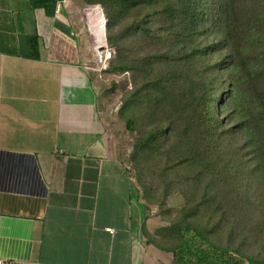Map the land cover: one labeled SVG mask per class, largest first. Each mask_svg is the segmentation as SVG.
Segmentation results:
<instances>
[{"label": "crops", "instance_id": "1", "mask_svg": "<svg viewBox=\"0 0 264 264\" xmlns=\"http://www.w3.org/2000/svg\"><path fill=\"white\" fill-rule=\"evenodd\" d=\"M57 4L49 17L0 0V264H173L141 233L135 184L99 108L105 23ZM30 35L38 59L24 55Z\"/></svg>", "mask_w": 264, "mask_h": 264}, {"label": "trees", "instance_id": "2", "mask_svg": "<svg viewBox=\"0 0 264 264\" xmlns=\"http://www.w3.org/2000/svg\"><path fill=\"white\" fill-rule=\"evenodd\" d=\"M29 1L31 7H40L47 16L52 17L60 0ZM122 3L120 7L118 4H104L107 8L106 40L109 43L115 44L117 40L110 31L119 24L121 15L138 7L143 9L160 5L155 12L164 19L168 34L167 47L160 56L146 55L138 63L123 65L121 51L117 50L116 65L122 70L136 72L142 79L123 101L121 116L126 129L130 132L135 130L140 112L148 115L149 101L155 96L158 97L151 103L150 113L157 110L168 117H175L167 122L156 117L151 120L150 130L136 138V162L139 164L140 159L149 158L153 152L158 156L163 153L171 166H186V169L199 167L197 175L201 176L207 168L229 166L220 153L219 140L242 133L245 140L240 150L247 152L245 163L249 166L240 167L249 169L250 173L264 175V93L256 90L258 76L251 70V59L245 52L244 32L238 24L237 0H122ZM208 15L214 20L205 26ZM145 25L144 20L136 22V29L147 31ZM27 40L30 51L24 55L38 59L37 37L30 35ZM223 50L227 54L222 62L210 64V54ZM162 62H167L164 64L170 69L157 75L155 65ZM196 62L201 63L203 69L194 70ZM221 69L229 70L238 79L233 78L232 97L237 94L239 79L244 80L252 91L241 96L239 121L230 127L227 126V119L223 121L215 111L213 95L221 93L215 94L214 88H210L219 73L217 71ZM178 82L187 87L177 90L175 84ZM208 138L211 142L204 143ZM197 139L198 142L202 140L199 147L196 145ZM166 141H169V148L162 152L160 149ZM237 150V146L232 148V153ZM227 174V178L235 179L231 171ZM208 202L204 198L185 210L186 218L190 217L191 220L180 228V241L176 245L171 248L155 246L170 252L173 264H259L253 257L213 242L210 238L214 233L213 228L194 224L192 217L196 220L198 213L209 207ZM213 203V210H219L218 201L214 199Z\"/></svg>", "mask_w": 264, "mask_h": 264}, {"label": "rangeland", "instance_id": "3", "mask_svg": "<svg viewBox=\"0 0 264 264\" xmlns=\"http://www.w3.org/2000/svg\"><path fill=\"white\" fill-rule=\"evenodd\" d=\"M73 1L82 7L80 9L82 13L85 8L93 9L99 19L104 18L105 36H108V32L106 29L107 8L104 4H118V7L123 4L122 0ZM159 7L160 5L154 8L138 9V7L123 13L119 24L110 31L117 39L115 44L106 40V46L111 50L112 58L106 68L93 72V79L98 89L99 108L114 127L118 158L126 164L137 190V200L142 211L141 233L146 241H150L153 245L173 247L180 241L178 235L180 228H184L185 223L191 220L190 217L186 218L185 210L205 198L209 200V207L198 213L196 220L192 217L194 224L207 229L213 228L214 233L210 235L213 242L234 248L246 256L255 258L259 264H264V175L250 173L249 169L240 167L249 166L245 163L247 152L240 150L245 140L242 133H238L240 137L238 134L230 136L233 140L230 138L219 140L220 153L224 155V162L229 163V166L207 168L201 176L197 175L199 167L186 169V166H171L170 160L168 161L163 153L158 156L156 152H153L149 158L140 159L139 164L136 162V138L150 130L151 120L156 117L167 122L175 117H168L157 110L150 113L151 103L158 97L155 96L149 101L148 115L140 112L136 119L135 130L128 131L121 116L123 101L142 79L134 71L122 70L116 65L115 59L118 49L121 51L123 65L138 63L139 59L146 55L160 56L166 49L168 44V34L164 26L166 23L155 12ZM236 7L238 24L244 32L245 52L251 59V70L258 76L256 90L264 93V0H237ZM143 20L148 28L144 32L136 29V22ZM213 20L211 15H208L205 26L210 25ZM226 54L225 50L210 54L208 58L210 64L222 62ZM164 63L167 62L155 65L157 75L170 69ZM202 67L201 63L196 62L194 70L203 69ZM217 72L219 73L210 88H214L215 94H221L213 95V103L218 117L223 121L227 119V126L230 127L239 121L241 96L252 91L244 80L239 79L237 94L232 97L231 84H233V78L236 81L238 79L233 77L229 70L221 69ZM186 87V84L180 82L175 84L177 90H183ZM201 142V139L200 142L197 139L196 145L199 147ZM206 142L210 143V138L204 140V143ZM236 146L237 149L239 148L238 152L232 153V148ZM168 148L169 141H166L160 150L163 152ZM228 156L230 157L226 159ZM230 171L235 179L227 178V172ZM214 199L219 203L220 209L217 211L213 210Z\"/></svg>", "mask_w": 264, "mask_h": 264}, {"label": "built area", "instance_id": "4", "mask_svg": "<svg viewBox=\"0 0 264 264\" xmlns=\"http://www.w3.org/2000/svg\"><path fill=\"white\" fill-rule=\"evenodd\" d=\"M59 4H57L58 6ZM88 9L85 8L84 11H87ZM102 23L104 25V18L102 17ZM112 58V52L109 50V48L104 45L100 46L96 52V59H95V66L92 68L94 70H101L107 67L108 62ZM108 231H112L111 228H106Z\"/></svg>", "mask_w": 264, "mask_h": 264}]
</instances>
